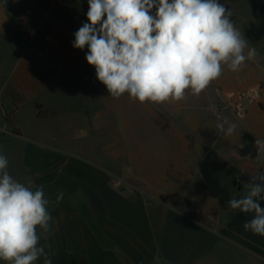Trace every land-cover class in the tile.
Instances as JSON below:
<instances>
[{
    "label": "crops",
    "instance_id": "1",
    "mask_svg": "<svg viewBox=\"0 0 264 264\" xmlns=\"http://www.w3.org/2000/svg\"><path fill=\"white\" fill-rule=\"evenodd\" d=\"M219 2L254 57L236 72L223 66L199 95L157 104L111 97L87 46H72L88 0H0V152L14 179L43 186L52 220L41 244L52 264H264V237L243 228L253 214L226 203L264 171V153L204 155L215 134L232 141L216 149L264 140V0ZM215 86L261 92L245 120L228 119L230 134L202 119ZM139 111L166 116L179 143L133 144ZM107 130L119 138L101 140Z\"/></svg>",
    "mask_w": 264,
    "mask_h": 264
},
{
    "label": "clouds",
    "instance_id": "2",
    "mask_svg": "<svg viewBox=\"0 0 264 264\" xmlns=\"http://www.w3.org/2000/svg\"><path fill=\"white\" fill-rule=\"evenodd\" d=\"M87 23L74 33L72 46L83 50L96 79L113 98L128 94L140 103L180 101L199 95L218 79L223 66L239 71L254 57L219 0H88ZM234 125L227 129L230 134ZM224 131L223 124L219 125ZM258 154L264 140L256 139ZM0 152V261L4 264H52L47 241L52 216L43 186L33 189L8 172ZM240 198L226 203L252 213L246 231L264 237V171L250 175Z\"/></svg>",
    "mask_w": 264,
    "mask_h": 264
},
{
    "label": "rangeland",
    "instance_id": "3",
    "mask_svg": "<svg viewBox=\"0 0 264 264\" xmlns=\"http://www.w3.org/2000/svg\"><path fill=\"white\" fill-rule=\"evenodd\" d=\"M215 87H216V89H215ZM215 87H214L215 90L213 91L214 95H211L209 98V97H207V95H206L207 93H206L204 96L206 101H208V103H207V109L203 110L202 119L204 118V120H203L204 124L206 126L209 125V127H211L213 125L219 126L220 124H223L224 131L220 130V134L224 135L227 132V121H228V119L234 120L235 122H241V121L245 120L247 117L243 120H239V119L235 118L230 111L226 110V111H224L223 116L221 118H219L217 115V109L220 106L219 93L223 90H229V89L218 88V86H215ZM256 88L259 89L258 87H256ZM260 98H261V95L259 96V98L257 99L256 102L248 105L247 115H248L249 107L253 104L259 103ZM142 119H145V124L143 123ZM173 119L178 120L177 118H173ZM166 120H167L166 116H164V119L161 118L160 120L157 117L151 118L149 116V118H147V117L143 116L141 111H139L138 116L135 117V122L137 121V124H136V128L134 130V133L132 134L133 144H178L179 142H178L177 138L173 135V133L171 131H169V129L166 126V123H164V121H166ZM173 128H175V127H173ZM119 135L120 134H116V133H113V132L107 130L106 133L101 134V140L104 139L106 143L112 142V140H114L115 138L118 139ZM124 136L126 137V135H124ZM221 140H223L221 138V136H220V138H218V136L215 134L211 138V141H210V142H214L213 144L212 143L204 144V155L205 156H218V154H221L222 156L228 157L231 159L241 158L243 156L251 157L250 154L245 155L243 153V148L247 144H240L241 147H239V145H237L236 148H234V149H230V148L229 149L228 148L216 149L215 148L216 144H232L231 140H228L225 142H221ZM129 143H130V140H129ZM101 146L103 147L104 144ZM217 152H218V154H217Z\"/></svg>",
    "mask_w": 264,
    "mask_h": 264
},
{
    "label": "built area",
    "instance_id": "4",
    "mask_svg": "<svg viewBox=\"0 0 264 264\" xmlns=\"http://www.w3.org/2000/svg\"><path fill=\"white\" fill-rule=\"evenodd\" d=\"M260 96V89L253 88L246 91L223 90L219 93L220 106L217 109L219 118L224 111H230L239 120L247 117V107L254 103Z\"/></svg>",
    "mask_w": 264,
    "mask_h": 264
},
{
    "label": "water",
    "instance_id": "5",
    "mask_svg": "<svg viewBox=\"0 0 264 264\" xmlns=\"http://www.w3.org/2000/svg\"><path fill=\"white\" fill-rule=\"evenodd\" d=\"M243 153L251 156H257L258 150H256L251 144H248L246 147L243 148Z\"/></svg>",
    "mask_w": 264,
    "mask_h": 264
},
{
    "label": "trees",
    "instance_id": "6",
    "mask_svg": "<svg viewBox=\"0 0 264 264\" xmlns=\"http://www.w3.org/2000/svg\"><path fill=\"white\" fill-rule=\"evenodd\" d=\"M39 107V106H38ZM41 112V111H40ZM52 115H55V112L52 113ZM6 121H7V125L8 127H13V120L11 119L10 116H7L6 118ZM12 131L15 133V134H18L19 133V130H17L16 128H12Z\"/></svg>",
    "mask_w": 264,
    "mask_h": 264
}]
</instances>
